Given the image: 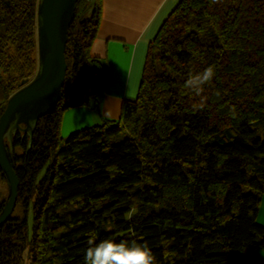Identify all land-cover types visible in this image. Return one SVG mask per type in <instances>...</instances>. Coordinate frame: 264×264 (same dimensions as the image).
I'll list each match as a JSON object with an SVG mask.
<instances>
[{
  "label": "trees",
  "instance_id": "1",
  "mask_svg": "<svg viewBox=\"0 0 264 264\" xmlns=\"http://www.w3.org/2000/svg\"><path fill=\"white\" fill-rule=\"evenodd\" d=\"M36 4L0 0V113L37 67ZM86 6L77 0L68 27L55 108L29 147L12 136L17 199L0 264H85L90 241L106 238L147 243L156 264H235L264 249V0H179L148 44L135 98L61 143L63 111L95 100L104 72L90 53L99 0L80 15ZM209 66L197 95L186 81Z\"/></svg>",
  "mask_w": 264,
  "mask_h": 264
},
{
  "label": "crops",
  "instance_id": "2",
  "mask_svg": "<svg viewBox=\"0 0 264 264\" xmlns=\"http://www.w3.org/2000/svg\"><path fill=\"white\" fill-rule=\"evenodd\" d=\"M179 0H99V24L90 53L101 60L97 97L63 111L59 133L67 135L119 116L123 99H134L149 42ZM264 225V192L255 217ZM235 264H264V249H252Z\"/></svg>",
  "mask_w": 264,
  "mask_h": 264
},
{
  "label": "water",
  "instance_id": "3",
  "mask_svg": "<svg viewBox=\"0 0 264 264\" xmlns=\"http://www.w3.org/2000/svg\"><path fill=\"white\" fill-rule=\"evenodd\" d=\"M80 15L93 13L96 0H86ZM77 0H37V67L31 78L19 81L0 113V173L7 195L0 209V224L11 215L17 199L18 178L11 162L12 136L20 131L31 145L39 117L53 111L61 97L66 63L64 49Z\"/></svg>",
  "mask_w": 264,
  "mask_h": 264
},
{
  "label": "clouds",
  "instance_id": "4",
  "mask_svg": "<svg viewBox=\"0 0 264 264\" xmlns=\"http://www.w3.org/2000/svg\"><path fill=\"white\" fill-rule=\"evenodd\" d=\"M215 75V67L209 66L200 73L190 75L186 86L199 95L205 85L211 84ZM199 107H204L203 102ZM84 260L85 264H156L155 256L147 243L134 240L117 242L111 238L101 239L99 242L90 241Z\"/></svg>",
  "mask_w": 264,
  "mask_h": 264
},
{
  "label": "rangeland",
  "instance_id": "5",
  "mask_svg": "<svg viewBox=\"0 0 264 264\" xmlns=\"http://www.w3.org/2000/svg\"><path fill=\"white\" fill-rule=\"evenodd\" d=\"M33 56L35 57V59L37 61V47L33 51ZM67 135H61L60 134L61 143H63V141H64V139L66 138ZM6 194H7L6 183H5L4 179L0 176V199L5 198Z\"/></svg>",
  "mask_w": 264,
  "mask_h": 264
},
{
  "label": "built area",
  "instance_id": "6",
  "mask_svg": "<svg viewBox=\"0 0 264 264\" xmlns=\"http://www.w3.org/2000/svg\"><path fill=\"white\" fill-rule=\"evenodd\" d=\"M94 73H95L96 75H100V74H101V70H100V69H95Z\"/></svg>",
  "mask_w": 264,
  "mask_h": 264
}]
</instances>
